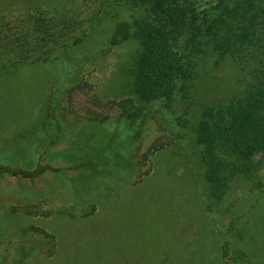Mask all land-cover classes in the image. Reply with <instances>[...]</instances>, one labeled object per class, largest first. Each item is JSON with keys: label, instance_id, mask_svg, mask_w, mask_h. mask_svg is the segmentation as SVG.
<instances>
[{"label": "rangeland", "instance_id": "374dc122", "mask_svg": "<svg viewBox=\"0 0 264 264\" xmlns=\"http://www.w3.org/2000/svg\"><path fill=\"white\" fill-rule=\"evenodd\" d=\"M100 4L0 0V67L21 60L4 48L26 35L28 15L49 19L68 9L81 37L43 47L48 62L31 63L38 54L28 53L0 77V163L21 153L25 166L46 168L0 174V264H264V166L217 199L192 129L202 102L230 94L231 63L219 74L203 71L183 127L180 101L172 109L135 96L137 45L106 47L122 17L99 28ZM129 112L136 122L126 125ZM54 121L63 135L46 147L41 125Z\"/></svg>", "mask_w": 264, "mask_h": 264}, {"label": "trees", "instance_id": "16d2710c", "mask_svg": "<svg viewBox=\"0 0 264 264\" xmlns=\"http://www.w3.org/2000/svg\"><path fill=\"white\" fill-rule=\"evenodd\" d=\"M120 1L101 0L99 28L122 17L105 38L106 47L136 43L131 89L141 101L163 100L172 109L180 101L176 120L181 126L191 124L189 114L201 96L197 79L203 71L209 68L219 74L223 65L231 63L230 94L202 102L192 126L202 146L208 187L222 200L234 180L252 177L264 166V0ZM26 18V35L7 39L4 48L21 60L9 57L0 67V77L19 69L28 53L38 54L27 58L31 63L48 62L51 55L46 49L51 45L78 44L81 39L80 19L69 16L68 9L54 18L42 14ZM126 101L134 105L133 99ZM126 115V125L132 119L136 122L134 113ZM41 130L48 140L46 147L63 135L58 121L41 125ZM13 157L0 163V174L36 175L46 169L39 161L25 166L21 153Z\"/></svg>", "mask_w": 264, "mask_h": 264}]
</instances>
